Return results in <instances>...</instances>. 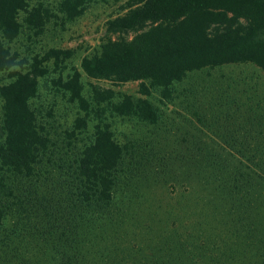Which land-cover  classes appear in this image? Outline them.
I'll use <instances>...</instances> for the list:
<instances>
[{"label":"rangeland","instance_id":"1","mask_svg":"<svg viewBox=\"0 0 264 264\" xmlns=\"http://www.w3.org/2000/svg\"><path fill=\"white\" fill-rule=\"evenodd\" d=\"M26 1L17 35L3 41L17 64L0 70V86L20 74L36 80L28 104L48 143L35 174H15L0 165V264H264L259 241L264 240V70L240 60L189 71L173 83L168 98L146 80L144 88L141 80L91 77L80 67L84 57L100 54L109 41L129 42L152 25L110 26L142 1L86 0L73 18L62 10L65 0ZM33 8L45 16L40 27L26 21ZM246 24L238 18L208 30ZM34 63L46 72H32ZM75 71L86 109L62 86ZM226 91L233 95L229 107ZM125 94L134 101L148 99L158 109V121L116 114L112 105ZM3 104L0 94V140ZM233 115L242 128L233 126L231 135ZM78 118L85 120L83 127H75ZM104 123L123 147L120 174L136 180L152 175L156 181L124 200L122 208L108 206L101 188L92 186L84 204L86 237L76 240L73 227L65 240L63 223L76 221V203L82 202L75 158L93 141L96 125ZM235 137L253 142L231 144ZM221 189L232 202L223 203ZM233 220L241 223L239 232L233 233Z\"/></svg>","mask_w":264,"mask_h":264},{"label":"trees","instance_id":"2","mask_svg":"<svg viewBox=\"0 0 264 264\" xmlns=\"http://www.w3.org/2000/svg\"><path fill=\"white\" fill-rule=\"evenodd\" d=\"M85 1L65 0L62 10L67 13L68 18H73L80 13L82 7L78 6H82ZM141 1L140 6L111 21L110 26L128 29L145 23L152 25L136 34L129 42L109 41L102 46L100 54L84 57L80 67L86 75L114 76L123 82L141 80L144 88L147 87L144 83L146 80L150 85L161 88L162 96L168 98L171 97L173 83L181 80L189 71L240 60L254 61L264 70V0ZM21 10H27L26 0H0V70L17 64L3 41L17 35L20 26L17 17ZM238 18L244 19L246 26L221 28L214 33L208 30L214 23L222 24ZM44 20L45 16L38 8L28 11L26 16V21L34 27L42 26ZM31 70L39 75L46 72L37 63L32 65ZM79 74L75 71L62 86L86 109L87 102L81 94ZM36 88V80L28 74H20L13 81L0 86V94L4 99L0 165L15 174L34 173L40 154L47 148L48 137L40 131L35 113L28 104ZM224 94L225 105L229 107L233 95L229 91ZM112 106V110L118 115H133L150 124L156 123L159 118L157 107L146 98L134 101L130 95L125 94L119 103ZM236 117L239 116L230 117L228 129L231 135L235 132L233 126L242 128ZM84 125L85 120L78 118L75 127ZM252 142L250 137H235L231 144L243 145ZM122 152L123 147L113 139L108 124H97L93 141L75 158V188L79 189L82 202L76 197L79 200L76 203V221L70 218L63 223V226H67L64 231L65 240H69L70 228H76L77 234L72 235L76 236V240L81 241L86 237L84 204L86 201L89 203L88 191L92 186L101 188L100 198L103 202H108V206L113 204L122 208L124 200L143 194L145 185L155 183L156 178L152 175L142 174L140 180H136L125 177L122 172L120 174L118 165ZM83 183L84 190L81 191ZM0 187H3L1 183ZM221 192L225 197L223 203L232 202L229 191L221 189ZM255 200L251 195L249 201ZM235 208L240 209L236 203ZM230 209L231 206L228 207ZM237 215H240L239 212ZM2 218L3 211L0 208V224ZM236 225L241 223L233 220V233L240 230ZM260 234L264 237L262 230ZM252 235L256 236L254 232ZM252 241L255 242V237ZM259 241L264 243V240ZM233 244L234 248L240 247L238 242ZM252 247L258 246L253 243Z\"/></svg>","mask_w":264,"mask_h":264}]
</instances>
